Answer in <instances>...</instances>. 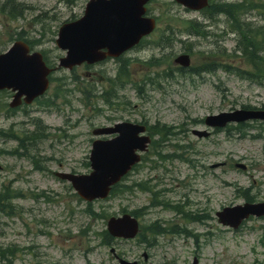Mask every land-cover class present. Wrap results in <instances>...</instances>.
I'll return each mask as SVG.
<instances>
[{"label": "rangeland", "instance_id": "374dc122", "mask_svg": "<svg viewBox=\"0 0 264 264\" xmlns=\"http://www.w3.org/2000/svg\"><path fill=\"white\" fill-rule=\"evenodd\" d=\"M88 2L0 0V54L16 40L27 39L33 52H41L57 68L66 56L56 44L58 31L80 19ZM147 7L148 17L157 21L156 31L121 59L72 71L57 68L56 81L43 99L51 97L52 105L34 103L9 113L12 95H0V129L31 134L39 119L49 128L35 156L39 165L29 157H0V192L7 187L21 195L12 200V207L0 206V251L20 250L8 260L0 258V264H118L112 247L121 258L141 264H192L195 258L199 264H264V218L251 219L234 232L216 216L225 207L245 204V191L264 202V123H249L241 132L230 130L231 135L219 132L199 139L193 134L207 129L204 120L209 115L243 106L262 108L264 85L242 73L248 67L241 53H233L239 36L225 16H214L213 21L171 0H152ZM243 19L264 27V13L257 10H248ZM190 23L203 26L201 32L207 35H191ZM182 54L191 56L195 71L178 72L174 60ZM207 63L229 64L235 72L217 68L209 73L203 67ZM109 79L117 85L107 95L111 104L104 97ZM58 85L61 89L55 92ZM124 121L166 125L176 133L164 140L150 132L157 144L150 145L144 161L123 182H147L152 192L135 190L95 202L91 215L70 184L55 173L89 174L93 131ZM18 145L0 140L1 148ZM178 205L181 211L170 208ZM124 210L141 211L142 225L156 223L176 233L158 236L149 247L124 241L102 246L104 215L121 216Z\"/></svg>", "mask_w": 264, "mask_h": 264}, {"label": "water", "instance_id": "95a60500", "mask_svg": "<svg viewBox=\"0 0 264 264\" xmlns=\"http://www.w3.org/2000/svg\"><path fill=\"white\" fill-rule=\"evenodd\" d=\"M149 0H92L87 7L84 18L64 25L59 32L58 47L67 50V57L61 60V66L73 69L83 63L95 64L108 56L119 57L123 52L140 42L143 36L150 34L155 21L143 18L144 5ZM193 10L203 9L208 0H176ZM108 50V53L102 50ZM177 64L187 68L189 56H181ZM51 73L39 53L29 55V48L18 42L4 55H0V91L13 89L19 91L11 104L12 108L21 105V98L26 96L30 104L36 97L44 94ZM248 120L264 121V111L241 110L210 116L206 124L210 127H225L228 123H242ZM144 127L121 124L115 128L100 129L96 135L120 133L112 141H96L93 146L91 163L94 172L91 175L75 176L59 174L70 181L78 193L87 201L106 198L111 187L118 183L131 168L140 161L137 150L145 151L149 138L139 137ZM199 137H207V132H196ZM251 215L264 216V203L247 204L235 208H226L217 216L225 226L237 229ZM109 231L115 237L134 238L138 233L135 219L125 215L123 218L111 219ZM122 264H129L122 261ZM194 264H197V260Z\"/></svg>", "mask_w": 264, "mask_h": 264}, {"label": "trees", "instance_id": "16d2710c", "mask_svg": "<svg viewBox=\"0 0 264 264\" xmlns=\"http://www.w3.org/2000/svg\"><path fill=\"white\" fill-rule=\"evenodd\" d=\"M254 9L259 12H264V0H242V2H236V3H227L224 1H219V2H213L211 3L210 7L204 11V14H206L207 18H212L214 16H219V15H224L227 18L234 19L232 14L238 19L240 18L241 20L243 19L244 13H246L248 10ZM13 17H17V15H13ZM242 17V18H241ZM236 18L234 19L236 22ZM237 23V22H236ZM193 24L189 29H193V27L196 25L197 27L201 26L200 24ZM189 24V25H190ZM188 25V26H189ZM249 24H242L240 26H232L231 29L232 31H235L239 33V35H242L244 37L249 38L252 40L251 42V47H243L241 43L239 44V48L242 51V57L245 59L244 63L247 67L250 68L249 75L251 78H261L264 79V56H262L260 53L264 47V29L262 28H253ZM200 34V32H198ZM198 34V35H199ZM254 42V44H253ZM256 47V49H255ZM219 67H223L222 64L220 63H208L206 64L205 68L208 71H212L213 69H217ZM227 69V67H226ZM125 66L122 68L120 75L124 74ZM41 127L39 124L37 125V129ZM3 131L4 134H8L4 130H0V132ZM161 133L164 135H167L165 137H168V135H173V132L167 127H164L161 130ZM33 132L30 134L32 135ZM28 135V136H30ZM43 137V135H42ZM45 137V136H44ZM13 138L15 136L13 135ZM135 187H138L142 191H150V188L145 183H137L134 182L132 185H126V184H121L116 186L112 193H111V199L116 198L119 195L125 194L128 191H133ZM15 196V195H14ZM12 197L10 195V191H4L0 194V206L2 207H12V200L17 197ZM246 199L247 201H253V199L246 194ZM91 204L88 205L89 210L88 212L92 215V209H91ZM136 214V213H135ZM107 218V215H104ZM150 231L155 233L153 235L158 234V230L155 231L153 228H150ZM113 240L109 237L107 233L103 234V243L105 244H110ZM139 241H144V242H149L148 238L146 237L145 234H143L140 237ZM20 250L16 248L15 250L8 249L7 251H0V258L3 260H8L9 257L13 256L16 252H19Z\"/></svg>", "mask_w": 264, "mask_h": 264}, {"label": "bare ground", "instance_id": "6f19581e", "mask_svg": "<svg viewBox=\"0 0 264 264\" xmlns=\"http://www.w3.org/2000/svg\"><path fill=\"white\" fill-rule=\"evenodd\" d=\"M262 13V12H261ZM264 13V12H263ZM232 16L234 17V19L236 18L233 14ZM227 25L229 27H232V26H240L242 24H249L251 25L250 23H248L245 19H240V18H236V22H234L235 20L234 19H231V18H227ZM211 20H216V18H212ZM253 28H257V26H251ZM203 28V26H199L197 27L196 25L193 27V32H191V35L193 36H196L198 35L200 32L199 35L205 37L207 35V33H202L201 32V29ZM259 29L262 28L264 29V27H258ZM238 36H239V44L241 43V45L243 47H251V41L249 38L247 37H244L242 35H239V33H237ZM254 44V42H253ZM256 49V47H255ZM262 55V53H260ZM5 131V130H4ZM7 132L8 134H4L3 131L0 132V140H4L6 138V140H9V141H15L17 143H19L18 147H16L15 149H7V148H1L0 147V157L2 158H5V157H8L10 156V158H31L33 163L36 164V165H39L37 163V159L35 156H38V154L40 153V143L43 142V139H42V135L43 137L46 135V130L45 129H42L41 127H39L38 129H36L32 135L29 134V132H25L23 133L22 135H19L18 133H16L14 130H8V131H5ZM13 135L15 136V138H13ZM30 135V136H28ZM4 191H10V195L13 197H17V198H20L21 195H18L16 192L12 191L10 188H4L0 194ZM183 231H186V230H183Z\"/></svg>", "mask_w": 264, "mask_h": 264}]
</instances>
